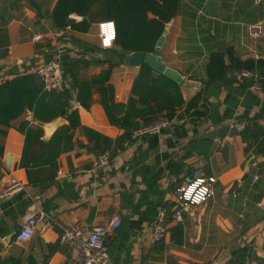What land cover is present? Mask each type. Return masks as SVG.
Masks as SVG:
<instances>
[{
	"label": "crops",
	"instance_id": "obj_1",
	"mask_svg": "<svg viewBox=\"0 0 264 264\" xmlns=\"http://www.w3.org/2000/svg\"><path fill=\"white\" fill-rule=\"evenodd\" d=\"M57 2L0 0V86L56 61L64 74L58 92L68 90L71 96H66V115L52 121H40L27 109L9 127L0 124V189L12 177L25 185L0 201V264H74L77 253L64 243L63 230L88 235L116 217L122 225L106 239L110 264H239L242 259L264 264V155L254 148L247 153L233 129L252 119L264 127V89H253L256 83L241 73L212 84L207 74L213 53L264 59V36L255 40L248 32L251 25L264 24V0H181L166 27L162 62L193 85L180 84L184 104L166 131L132 137L123 148L116 141L124 130L110 123L100 94L93 93L89 108L78 102L69 66L75 59L86 60L90 65L81 76L91 79L109 68L99 61L116 62L109 83L119 104L132 98L141 66L121 64L114 49L122 50L116 46L103 49L98 23L88 33L56 29ZM66 100L48 97L44 107L52 116ZM74 111L77 126L60 132L70 126ZM216 132L223 136L212 138ZM107 151L109 163L98 167ZM195 176L217 178L213 197L184 210L181 224L168 219L165 239L155 241L160 213L169 216L181 208L177 190ZM39 213L44 217L32 238L17 242L22 225ZM176 226L184 231L182 245L173 238Z\"/></svg>",
	"mask_w": 264,
	"mask_h": 264
},
{
	"label": "trees",
	"instance_id": "obj_2",
	"mask_svg": "<svg viewBox=\"0 0 264 264\" xmlns=\"http://www.w3.org/2000/svg\"><path fill=\"white\" fill-rule=\"evenodd\" d=\"M180 2L181 0H58L52 19L56 29L70 28L80 33H88L94 23L113 21L117 32L116 47L128 54H150L155 51L165 28L176 17ZM72 15L81 17L82 21H76L71 18ZM105 63L109 64V68L99 76L83 79L82 71L90 64L84 59H75L70 63L69 73L78 88L80 105L89 108L93 93L100 94L101 104L110 123L124 130V134L116 141L120 148L132 141L136 131L158 120L168 119L171 122L176 117L184 99L181 86L175 80L165 74H157L152 67L143 64L132 89V98L127 104H119L115 101L114 87L109 83L117 63L112 60L99 61V64ZM244 71L250 72L254 84L257 82L260 88L264 89V59L242 61L236 59L232 51H228V54L219 52L211 55L207 67L210 84L225 80L229 73ZM59 93L46 92L37 74H29L4 83L0 86V124L9 127L11 122L19 119L27 109L33 111L40 121H52L60 114L66 115V96H71L68 90ZM40 96H43L41 101ZM59 96L63 101L67 99L63 102V109L50 116L47 112L49 107H44L46 98ZM68 119L70 126L62 128L60 132L64 130L68 133L72 127L77 126L78 113L72 112ZM60 132L54 135L53 140ZM240 135L246 143L247 153L254 148L257 155H264V127L258 124V120H250ZM172 233L174 241L182 245L183 228L176 226ZM244 262L242 259L239 264Z\"/></svg>",
	"mask_w": 264,
	"mask_h": 264
},
{
	"label": "built area",
	"instance_id": "obj_3",
	"mask_svg": "<svg viewBox=\"0 0 264 264\" xmlns=\"http://www.w3.org/2000/svg\"><path fill=\"white\" fill-rule=\"evenodd\" d=\"M99 31V38L101 47L103 49H112L116 42V26L113 21H102L97 24ZM249 36L255 40L261 39L264 36V24L257 23L248 28ZM41 36H36L35 40H41ZM252 58L257 60L256 54ZM36 74L43 82L44 90L46 92H58L64 87L63 66L56 61H51L42 65L36 71ZM245 77L252 79L253 75L250 72L244 71ZM257 84V82H256ZM253 89L259 88V84ZM171 122L168 119H161L155 123L147 126L136 132L133 138H142L146 136H157L162 134L170 127ZM244 123H238L233 126V129L240 133L245 129ZM111 153L104 152L98 160V167L107 166L110 161ZM217 183L215 176H195L191 180L182 184L177 190L178 201L181 208L173 211L169 217L165 211L160 213L158 221L154 228V240L157 242L163 241L168 233L167 220L170 219L178 224L183 223L184 210L202 206L208 202L214 195V188ZM24 183L12 177L0 189V201L9 199L13 195L24 190ZM44 217L43 213L38 216L31 217L22 225L18 234H16V241L23 243L29 241L37 227L38 222ZM122 219L116 217L107 225L94 226L88 235L83 234L80 230L65 228L63 230L62 238L64 243L71 249L76 251L74 264H110V253L106 246L107 237L120 228Z\"/></svg>",
	"mask_w": 264,
	"mask_h": 264
},
{
	"label": "water",
	"instance_id": "obj_4",
	"mask_svg": "<svg viewBox=\"0 0 264 264\" xmlns=\"http://www.w3.org/2000/svg\"><path fill=\"white\" fill-rule=\"evenodd\" d=\"M167 31H168L167 28H165V30L163 32V36L158 41L156 49L153 53L146 54L143 52H137V53H133V54H128V53L120 51L119 49H114V51L118 54L119 60H120L121 64H123V65L141 66L143 64H147L153 68L155 73L165 74L166 76L175 80L178 84H183L185 86H191V85H193L192 82H183L182 77L179 75L178 72L167 68L162 62V48H163L165 41H166ZM59 122H60V120L56 121L55 123L53 122L52 125L50 124V126H51L50 128L51 129L56 128L58 126ZM50 128H49V130H51ZM227 129L222 130V131H228ZM210 136L212 138H217V137L223 136V134H222V132H216V133L211 134ZM246 177H248V176H246ZM188 210L192 211V208H190ZM3 244H4L3 242H2V244H0L1 245L0 248L3 246Z\"/></svg>",
	"mask_w": 264,
	"mask_h": 264
}]
</instances>
